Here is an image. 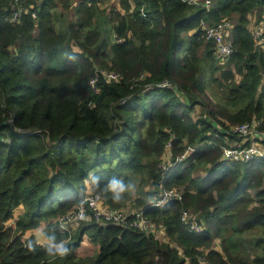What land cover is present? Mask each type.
I'll return each instance as SVG.
<instances>
[{
	"label": "trees",
	"instance_id": "obj_1",
	"mask_svg": "<svg viewBox=\"0 0 264 264\" xmlns=\"http://www.w3.org/2000/svg\"><path fill=\"white\" fill-rule=\"evenodd\" d=\"M258 7L264 0H212L210 9L183 0H0V264H264V159L221 161L235 138L228 124L259 120L264 131V42L249 17ZM224 19L233 52L219 57L202 27ZM189 147L185 163L162 170L167 152L175 159ZM114 179L136 186L120 204L104 190ZM173 187L179 198L151 203ZM90 188L114 209L143 210L178 247L93 219L62 229L60 217ZM188 209L206 222L203 232L183 219ZM43 222L70 256L26 248L36 237L25 233ZM86 235L99 245L95 257L78 251Z\"/></svg>",
	"mask_w": 264,
	"mask_h": 264
},
{
	"label": "built area",
	"instance_id": "obj_2",
	"mask_svg": "<svg viewBox=\"0 0 264 264\" xmlns=\"http://www.w3.org/2000/svg\"><path fill=\"white\" fill-rule=\"evenodd\" d=\"M14 5L20 6L27 0H11ZM195 6L205 7L210 9L212 0H183ZM22 8L15 10L12 15V20H18L21 17ZM143 16H146L142 10ZM232 24L229 20L224 19L217 25L203 24L202 30L206 39L216 43V54L219 57L229 56L233 52V41L227 36L226 31L231 28ZM255 37L264 39L263 32L256 30ZM101 73L109 79L116 80L118 73L102 70ZM164 85L172 87L166 82ZM261 121H248L238 125H229L228 132L234 135V140L228 141L222 149L221 161L226 164L232 162H248L255 159H264V131L258 130ZM170 144H168V147ZM194 151V147H189L183 154L171 158L169 152L166 153L163 160L162 170L168 172L170 168L177 167L187 160L188 156ZM181 191L176 188L165 189L159 197H154L151 203L155 206L162 207L169 201L179 198ZM90 209V211H89ZM81 217H84L81 219ZM95 220L100 224H108L109 222L117 223L123 226L138 228L147 233H152L157 239L164 242H171L165 232V228L161 223H155L147 218L143 210L137 207L129 206L128 208L114 209L105 201L94 195L91 191L88 192L82 200L81 205L76 209H72L64 216L60 217V226L62 229L72 232L79 227L83 222ZM183 219L188 224L189 228L195 232H203L206 224L200 220L197 213L192 210L183 211ZM200 264H209V262L201 257Z\"/></svg>",
	"mask_w": 264,
	"mask_h": 264
},
{
	"label": "clouds",
	"instance_id": "obj_3",
	"mask_svg": "<svg viewBox=\"0 0 264 264\" xmlns=\"http://www.w3.org/2000/svg\"><path fill=\"white\" fill-rule=\"evenodd\" d=\"M96 182L99 183V179L96 178ZM136 186L131 181L125 183L123 179L120 180H111L105 186L106 192L113 193L112 202L115 204H120L123 195L126 192H135ZM84 217H81L83 219ZM44 240L46 242L42 243L41 241ZM26 248L31 251L35 252L39 246V248H43L46 255L52 257L54 259H65L72 254L73 249L69 247L66 241L60 240L56 242L53 238L44 237L43 233H39L36 237L35 242L32 240H28L25 244Z\"/></svg>",
	"mask_w": 264,
	"mask_h": 264
},
{
	"label": "rangeland",
	"instance_id": "obj_4",
	"mask_svg": "<svg viewBox=\"0 0 264 264\" xmlns=\"http://www.w3.org/2000/svg\"><path fill=\"white\" fill-rule=\"evenodd\" d=\"M77 2H78V0H73V4H74V5H76ZM101 6H103V8H104V7L107 6V5H106V4H102ZM58 11H61V12H62V9L59 8ZM71 12H72V9H71V10H68V11H65L64 14H65L66 16H70ZM256 15H257V13L253 14V18H254V19H256V18H255ZM58 23H60V20H59V19H58ZM100 25L103 26V25H104V22L101 21V22H100ZM251 26H252V28H253V30H254V32H255V31H256V28H254L253 24H251ZM201 110H202V109H201L199 106H196V107H195V110L193 111L194 116L197 117V116H199L200 114H202V111H201ZM204 169H205V168H204ZM205 173H206V171H205ZM205 173H204V175H205ZM147 188H148V189H147ZM149 189H151L150 186H149V187L147 186V187H146V192L149 191ZM88 191H89V192H90V191L92 192V189L90 188ZM134 194H135V195H134V198H132L130 201H128L129 203L132 202V203L135 204V203L137 202V197H138V196H136V193H134ZM144 195H146V194H144ZM155 195H156V194H154L153 196H151V197L149 198L150 201H151V200L153 201ZM74 209H75V207L73 208V210H74ZM23 211H24L23 206H19L18 208H16L15 211H14V218L10 219L9 222H7V224H8V225H12V224L14 223V221L17 219V216H19ZM200 220H201V219H200ZM202 221H203V220H202ZM205 224H206V222H205ZM45 227H46V223L43 222V223H42L39 227H37L36 229H33V230H29V231H27V232L25 233V237L28 238V237H30L31 235H34V234H35L34 236H37V234H39V233H43V234H45V232H44ZM227 234H228L229 237H232V236H233V235H231V234H232L231 232H228ZM170 243L172 244V246L178 247V245H177L176 242L171 241ZM215 245L219 247V245H220V240H219V242L215 243ZM78 251H79V253H80L82 256H85V257H86V256L95 257V256H97L98 253H99V245H97L96 243H94L93 241H91V239L89 238V236L86 235L85 238H84V242L81 244V246L79 247Z\"/></svg>",
	"mask_w": 264,
	"mask_h": 264
},
{
	"label": "crops",
	"instance_id": "obj_5",
	"mask_svg": "<svg viewBox=\"0 0 264 264\" xmlns=\"http://www.w3.org/2000/svg\"><path fill=\"white\" fill-rule=\"evenodd\" d=\"M110 3L112 2H109V3H105L106 5H109ZM257 13V15L255 16L256 19L253 18V14ZM249 17H250V20H251V24H253L254 28H256V30H260L261 32H264V7H258L256 8L255 10H253L250 14H249ZM207 24V23H205ZM226 34L228 37L231 38V34H230V31H226ZM264 42V39L262 40L261 38L259 39L258 41V44L261 45L263 44ZM264 45V44H263ZM205 171H199L197 172V174H202L204 175ZM152 201V200H151ZM134 204V203H132ZM18 217V216H17ZM36 229V228H35ZM33 230V229H31ZM35 235V234H34ZM38 235V234H37ZM44 237H47L45 234H43ZM37 237V236H35ZM220 239H216L215 240V243L219 242ZM42 243L46 242L44 240L41 241ZM215 248L218 250V251H221V248H220V245L219 247L214 245Z\"/></svg>",
	"mask_w": 264,
	"mask_h": 264
},
{
	"label": "water",
	"instance_id": "obj_6",
	"mask_svg": "<svg viewBox=\"0 0 264 264\" xmlns=\"http://www.w3.org/2000/svg\"><path fill=\"white\" fill-rule=\"evenodd\" d=\"M175 88L177 89L178 87H177V86H175Z\"/></svg>",
	"mask_w": 264,
	"mask_h": 264
}]
</instances>
